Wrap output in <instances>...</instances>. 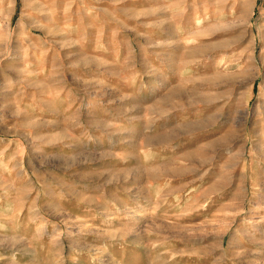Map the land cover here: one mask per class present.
<instances>
[{
	"label": "rangeland",
	"instance_id": "1",
	"mask_svg": "<svg viewBox=\"0 0 264 264\" xmlns=\"http://www.w3.org/2000/svg\"><path fill=\"white\" fill-rule=\"evenodd\" d=\"M0 92V264H264V0H0Z\"/></svg>",
	"mask_w": 264,
	"mask_h": 264
},
{
	"label": "crops",
	"instance_id": "2",
	"mask_svg": "<svg viewBox=\"0 0 264 264\" xmlns=\"http://www.w3.org/2000/svg\"><path fill=\"white\" fill-rule=\"evenodd\" d=\"M2 93V92H0ZM177 149L176 146L174 145H169V146H164V147H160L159 150H157L156 152H165L167 154H172L175 152V150ZM178 161L176 160V158L174 157H158L157 161L150 165V167L156 168L157 169H163L162 173L165 175L164 180H161L162 178L157 179L153 184L150 185V188H154V187H159L160 189H162V192H158V194L162 193V198L161 199H157L158 202L161 203V206H165L166 210H167V214H165L166 217L168 218H173L174 214L170 213V211L172 210V206L174 205V203L177 202V200L179 199V197L177 196V194H174V190H173V179L178 178V176H176L178 170H180V168H178ZM144 167V165H142ZM173 183V184H172ZM173 190V191H172ZM185 197L188 196L187 192L184 195ZM152 200V199H151ZM188 200V199H187ZM139 202L141 203L142 207H144V205L146 204V200H144V198L141 196ZM131 215L132 216H137L138 214H140V212H134L133 210L131 211ZM206 211H203V213L200 215L202 217H206ZM141 216H145L147 218H152V219H164V214L160 212V210H152V211H143ZM170 222V221H168ZM151 223V221L149 222ZM156 240V239H155ZM153 241V240H151ZM128 253H125L124 259L126 260L125 264H146L144 261V257H141L140 254H137L136 252H130L129 250H126ZM140 257H137V256ZM149 263V262H147Z\"/></svg>",
	"mask_w": 264,
	"mask_h": 264
}]
</instances>
